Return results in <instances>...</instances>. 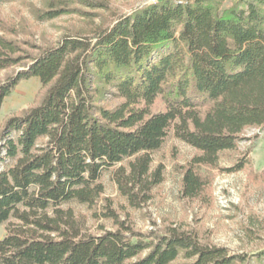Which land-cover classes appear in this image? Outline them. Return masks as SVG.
Instances as JSON below:
<instances>
[{
    "label": "trees",
    "instance_id": "1",
    "mask_svg": "<svg viewBox=\"0 0 264 264\" xmlns=\"http://www.w3.org/2000/svg\"><path fill=\"white\" fill-rule=\"evenodd\" d=\"M109 10L103 0H50L39 19L92 23ZM24 44L0 37V71L24 69L0 81V109L23 80L39 78L45 92L0 126V264H250L180 227L138 232L110 202L102 217L116 229L93 235L66 205L93 208L111 168L129 206L146 205L164 181L152 154L170 134L200 153L183 194L203 195L201 168L237 150L247 129H264V0H162L55 45ZM106 94L121 103L102 106ZM157 103L164 110L153 112Z\"/></svg>",
    "mask_w": 264,
    "mask_h": 264
},
{
    "label": "rangeland",
    "instance_id": "2",
    "mask_svg": "<svg viewBox=\"0 0 264 264\" xmlns=\"http://www.w3.org/2000/svg\"><path fill=\"white\" fill-rule=\"evenodd\" d=\"M50 0H0V37L25 45L29 42L45 47L57 44L59 39L77 30L89 31L103 22L131 14L137 9L159 0H103L109 11L102 18L88 22L77 14L65 15L52 21H41L39 15ZM162 1V0H161ZM116 15V17H114ZM24 70L15 67L0 71V81ZM45 88L39 78L21 81L4 100L0 109V126L12 116H18L39 104ZM121 100L106 94L100 99L104 107L114 109ZM164 110L162 103L153 112ZM200 153L176 139L172 134L163 148L152 154L153 170L163 166L164 181L153 190V198L140 209L129 206L112 180L113 168L105 171L101 182L105 193L93 207L72 203L71 208L93 235L115 230L112 220L102 217L109 202L119 219L127 221L141 233L162 231L166 227H180L195 232L200 240L226 248L233 255H247L250 264L257 262L255 255L264 251V129L249 128L235 151L220 153L216 166L201 168L207 188L198 199L183 194L186 168ZM243 163V168L237 167ZM237 169V170H235ZM7 225L0 227V238L7 233ZM180 257L171 264H190Z\"/></svg>",
    "mask_w": 264,
    "mask_h": 264
},
{
    "label": "crops",
    "instance_id": "3",
    "mask_svg": "<svg viewBox=\"0 0 264 264\" xmlns=\"http://www.w3.org/2000/svg\"><path fill=\"white\" fill-rule=\"evenodd\" d=\"M159 1H161V0H159Z\"/></svg>",
    "mask_w": 264,
    "mask_h": 264
}]
</instances>
